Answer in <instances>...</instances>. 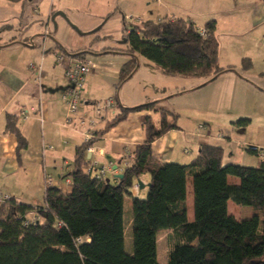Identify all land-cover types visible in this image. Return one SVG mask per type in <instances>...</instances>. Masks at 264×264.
<instances>
[{
	"label": "trees",
	"instance_id": "obj_1",
	"mask_svg": "<svg viewBox=\"0 0 264 264\" xmlns=\"http://www.w3.org/2000/svg\"><path fill=\"white\" fill-rule=\"evenodd\" d=\"M205 29L207 35L202 36L194 23L182 19L132 25L124 36L125 49L120 50L130 57L121 69L120 84L138 69L140 57L168 75L217 78L223 69L216 21L208 22ZM87 54L79 51L75 57ZM242 66L250 69L251 60L243 59ZM154 106L122 108L111 125L130 112ZM177 119V115L162 112L159 127L150 117L143 119L146 141L136 149L117 185L85 172L91 141L76 150L74 169L66 176L71 180L70 192L47 187L44 205L37 208L12 198L0 203V264H160L157 247L162 231L172 233L168 264H264V160L256 167L224 164L222 147L202 145L189 164L162 163L154 157L152 145L179 129ZM17 121L8 116L6 131L17 137L19 155L28 143ZM251 123L244 118L233 125L248 128ZM260 150L250 147L247 151L258 156ZM147 175V195L133 196ZM230 178L239 183L231 184ZM189 179L194 189L192 222L187 215ZM126 197L133 200L132 253L125 249ZM229 201L243 208L242 219L229 214ZM31 212L36 219L28 217Z\"/></svg>",
	"mask_w": 264,
	"mask_h": 264
},
{
	"label": "crops",
	"instance_id": "obj_2",
	"mask_svg": "<svg viewBox=\"0 0 264 264\" xmlns=\"http://www.w3.org/2000/svg\"><path fill=\"white\" fill-rule=\"evenodd\" d=\"M62 1L64 0H22L12 3L8 0H0V193L34 208L42 207L47 189L46 176L53 178L55 181L53 186L65 193L70 192L66 176L74 169L77 148L85 143L80 121L95 118L94 109L89 105L93 106L97 102L94 99L98 98L95 91L100 86L109 88L108 99H115L120 106L115 108L119 112L111 110L98 119L96 138L91 146L92 152L87 153L89 161L87 167H94L95 172L104 170V178L112 185L119 184L116 176L124 174L132 163L136 149L146 141L143 119L150 117L155 126L159 127L162 112L177 115L179 127L178 130L169 131L152 145L154 157L162 163L189 164L197 157L202 145H214L224 149V164L240 165L244 160L242 147H260L247 136L242 138L244 141L238 143L234 139L240 137L236 135L237 130L219 127L209 114L196 116L194 107L182 106L180 111H177L178 109L172 106L173 102H169L172 97H176L175 101L183 99L185 102L186 93L201 90L197 92L201 97L195 96L197 97L195 102L204 100L208 106L214 105L216 101L221 102L220 98L224 92H231L229 85L225 83L215 84V82L209 86L211 82L203 83L202 80H196V77L168 75L153 63L140 57L138 69L127 81L120 84L121 69L130 57L126 54H124L125 58L112 57H116L118 51L122 50L120 47H115L119 45L101 44L94 51L92 46H87L82 40L74 39V45L66 44L63 37L58 34L62 27L61 23L56 19L53 21L55 8L68 12L66 7L62 6ZM110 1L112 2L99 10L103 14L99 18L109 13L115 14V21L121 28L122 38L130 32L132 25L141 22L180 19L194 23L199 30L204 29L208 22L215 20L217 33L223 21L228 22L231 31H237L240 35L243 33L245 35L250 30L260 32L264 30V2L257 0ZM88 6H91L90 2ZM128 16L133 17L134 21H128ZM78 24L83 32L89 30H85L86 26L82 21H78ZM62 31L71 35L63 28ZM73 32L79 37L83 36V33ZM111 34L110 30L106 31L103 36L94 38V42L102 43L103 40L110 39ZM259 44L261 47L264 46L261 42ZM79 51H86L88 54L84 58H77L75 54ZM61 56L66 58L65 64L58 62V57ZM104 56L106 58L98 62L92 58ZM78 59L96 62L97 70L85 81L84 93L87 94L89 102L84 103L82 100V108L73 117V126L67 127L65 122L69 113L63 96L70 87V82L65 71L70 61ZM32 65L42 66L43 78L40 82L36 80L31 69ZM219 66L223 72L230 69L237 70L236 65L224 63L221 58ZM136 77L140 84L135 82V85L128 86V81ZM147 78L159 80V90L173 88L176 94L153 99L154 97H150L143 90L142 85H146ZM157 83L156 81L151 83L156 90L159 88ZM228 83L232 84L234 89L237 83L242 86L246 82L235 75ZM126 88L139 96L135 95V98L131 99L125 95L126 93L122 95V90ZM152 100H156L152 109L130 112L124 120L111 125L118 115L122 114V108L133 109L143 103L149 104L148 102ZM172 108L180 113H175ZM23 112H27L26 117L22 115ZM181 112L191 115L187 122L182 120ZM8 116L17 117V128L28 143L27 148L20 151L19 155L17 137L6 131ZM156 119L159 120L158 124L154 122ZM202 124L204 128L200 129ZM251 126L252 123L248 129ZM225 131L229 134L226 135ZM226 152L230 155L229 159H225ZM194 153L196 155L191 156ZM256 157L259 162L261 159ZM139 182L145 188L135 191L133 196L144 198L147 195L150 177L144 176ZM229 182L238 184L239 180L230 178ZM228 212L238 220L245 216L243 208L233 201L228 202ZM187 215L188 220L192 222L194 220L192 179H189L187 184ZM28 217L31 220L36 219L34 212L29 213Z\"/></svg>",
	"mask_w": 264,
	"mask_h": 264
},
{
	"label": "rangeland",
	"instance_id": "obj_3",
	"mask_svg": "<svg viewBox=\"0 0 264 264\" xmlns=\"http://www.w3.org/2000/svg\"><path fill=\"white\" fill-rule=\"evenodd\" d=\"M91 3V6H88V3ZM112 1L110 0H64L61 2L62 6H65L68 12L60 11L57 8H55V14L53 17V21L56 19V21L61 23V29H59L58 34L60 37H63L62 39L65 40L66 44L74 45V39L82 40L87 44V46H92L93 50L96 51L99 45H109L115 47H120L122 50L125 49L126 43L125 39L122 38L121 35V28L120 26H117L115 14L109 13L105 14L103 18H99L102 12V7H104L106 4L110 3ZM130 17V16H128ZM78 21H82L84 25L86 26L85 30L82 31L80 27L78 26ZM47 21H45L44 24H46ZM51 25L52 22H49ZM57 23V22H56ZM59 25V24H58ZM62 28L66 31L70 32L71 35H68L66 33H63ZM84 29V28H83ZM80 34L83 33L82 37H79V35H76L73 31ZM111 31L112 36H110V39L103 40L102 43L94 42V38L97 36H103L106 31ZM75 35V36H74ZM54 38L53 36H51ZM217 37L220 44V58L224 63L236 65V69H230L225 70L222 72L217 79L214 81H210L207 78H196V80H202L211 82L209 86L212 84H223L229 85V88L231 92H224L222 94V97L220 98L221 102L214 103V105L208 106L206 102L203 101H197V97L200 96L199 93L201 90L193 92L186 93V97L184 99L185 102H183V99H178L175 101L176 97H172L169 99V102H173V108H175L177 111H180V108L183 107H194L197 112L194 113L197 115H203V114H209L211 115L213 121L218 124L219 127H230L237 130L236 135L240 137L234 138L238 143L241 141H244L242 138L244 136L249 137L251 141L255 143V145H260L257 149H264V46H260L259 42L264 44V30L262 32L260 31H249L240 35V33H237V31H231V29L228 27V22L223 21V24L221 25L220 30L217 33ZM120 39V40H119ZM108 41V42H106ZM110 42V43H109ZM117 42V43H116ZM118 55L112 56L113 58H117L120 56V58H125L126 56L124 52L118 51ZM95 61L98 62V60H103L104 57H92ZM247 58L251 60L252 67L250 69H244L241 62L242 59ZM146 60V59H145ZM235 75H237L239 78H242L245 80L246 83H243L241 86L240 83H237L235 85V88L232 89V84H229L228 82L233 78ZM107 79H105L106 81ZM138 77H136L133 80H129L128 86H131L132 84L138 83ZM228 80V82H226ZM158 82L157 87L153 88L152 82ZM240 82V81H238ZM143 83V82H142ZM146 85L143 86V90L146 91L147 95H150V97H154L153 99H160L167 96H173L176 93H174V90H168V89H160L159 80L156 78H147L145 81ZM140 84V83H138ZM116 92V91H114ZM122 95L126 93L125 95L128 96L131 99H134L135 95L137 93L133 92L132 90L128 91V89L122 90ZM173 93V94H171ZM109 94V88L106 86H100L97 87V90L95 91V95L98 98H94L97 100V102H104L106 99H108ZM196 94V95H193ZM84 95V103L89 102L87 100V94L83 93ZM139 96V94L137 95ZM136 96V97H137ZM157 98H156V97ZM201 97V96H200ZM201 99V98H200ZM182 100V101H181ZM156 100H152L150 103H153ZM175 101V102H174ZM96 102V103H97ZM146 103H143L141 105H145ZM89 107H93L92 105H89ZM82 108V104L79 107V110ZM172 108V110H173ZM176 110H173L175 113ZM114 112H119V110H113ZM190 114H187L186 112H181L182 120H185L186 122L189 120ZM248 118L252 120V126L250 129L248 128H240L235 125H233L232 122H235L239 119ZM170 120H172V116L169 117ZM156 124H158L159 120L156 119L154 121ZM222 125V126H220ZM203 126V124L201 125ZM221 132V131H219ZM226 135H228V131L224 132ZM262 145V146H261ZM251 146H246L241 148V152L243 154V162L240 165L247 166V167H256L258 160L257 157L251 153H249L247 150ZM232 148L235 149V146L232 145ZM196 155L195 153L191 156ZM229 159L230 155L228 152L225 153V159ZM132 203L133 200L130 197H126L125 200V224H126V238H125V249L127 253L133 252V235L131 230V220H132ZM173 247V240H172V233L170 231H162L158 235V247H157V253H158V261L160 264H168V257L169 253Z\"/></svg>",
	"mask_w": 264,
	"mask_h": 264
},
{
	"label": "built area",
	"instance_id": "obj_4",
	"mask_svg": "<svg viewBox=\"0 0 264 264\" xmlns=\"http://www.w3.org/2000/svg\"><path fill=\"white\" fill-rule=\"evenodd\" d=\"M259 2H264V0H257ZM128 21L133 22L134 18L129 17L127 18ZM200 34L202 36L207 35V30L201 29L199 30ZM47 34V32H46ZM58 62L60 64L66 63V58L61 56L58 57ZM31 69L34 71L36 80L38 82L41 81L43 78V70L42 66H31ZM97 70V63L93 62L92 60L88 59H78L75 61H70L66 66V77L70 82V87L67 89L63 96V100L66 103L68 107V113L69 116L65 122V125L67 127L73 126V117L78 113L80 105L83 103V93H84V87H85V81L87 77L92 75ZM117 102L115 99H107L104 102H97L94 103L93 109L95 118L90 120H81L80 121V127L82 128V133L84 137L85 143H90L96 138L97 134V122L98 119L104 116L107 112L114 110L116 108ZM24 117H26L27 112H23L22 114ZM204 128V126H200V129ZM92 149L91 147L88 148L87 153H91ZM188 153V150L186 151ZM258 156L260 159L264 160V149H261L258 152ZM85 172L87 174L93 175L94 177L101 179L105 177V171H94V167H86ZM67 184H71V180L68 179ZM55 184V181L50 176L45 177V185L46 187L53 186ZM138 188V186H136ZM11 200V197L5 194L0 193V203H4Z\"/></svg>",
	"mask_w": 264,
	"mask_h": 264
},
{
	"label": "water",
	"instance_id": "obj_5",
	"mask_svg": "<svg viewBox=\"0 0 264 264\" xmlns=\"http://www.w3.org/2000/svg\"><path fill=\"white\" fill-rule=\"evenodd\" d=\"M44 38L46 39L47 37L45 36ZM125 43H126V40H125ZM214 79H216V77L213 78V79H211L210 81H213ZM116 177H117V179L122 180V179H124V174H122V175H118V176H116ZM108 182H109V180H108ZM138 183H139V185H140L141 190H143V189L145 188V186L142 185L141 182H138Z\"/></svg>",
	"mask_w": 264,
	"mask_h": 264
}]
</instances>
